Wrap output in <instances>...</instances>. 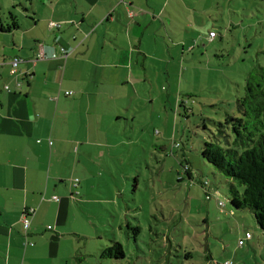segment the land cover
Returning <instances> with one entry per match:
<instances>
[{"label":"crops","instance_id":"crops-1","mask_svg":"<svg viewBox=\"0 0 264 264\" xmlns=\"http://www.w3.org/2000/svg\"><path fill=\"white\" fill-rule=\"evenodd\" d=\"M30 1L27 30L0 27V264H84L93 258V228L76 225V203L85 201L95 154L105 162L125 144L116 128L127 110L157 103L148 76L157 63L185 64L204 47L207 15L190 0ZM11 34V43L1 38ZM17 57L23 62L12 74Z\"/></svg>","mask_w":264,"mask_h":264},{"label":"rangeland","instance_id":"rangeland-1","mask_svg":"<svg viewBox=\"0 0 264 264\" xmlns=\"http://www.w3.org/2000/svg\"><path fill=\"white\" fill-rule=\"evenodd\" d=\"M16 1L0 0V27L15 17L25 31L34 21L31 1ZM190 1L207 15L204 47L185 64L157 63L148 73L157 103L138 101L127 110L116 128L125 144L105 162L95 154L85 201L76 203V225L93 228V258L84 264H264V233L249 210L232 206L231 185L202 156L206 143L228 147L220 135L228 132L226 120L243 118L238 100L248 82L263 83L264 0ZM211 31L215 43L207 40ZM16 34L21 41L24 33ZM5 37L11 43L13 34ZM114 239L125 258L102 261L101 249Z\"/></svg>","mask_w":264,"mask_h":264},{"label":"trees","instance_id":"trees-1","mask_svg":"<svg viewBox=\"0 0 264 264\" xmlns=\"http://www.w3.org/2000/svg\"><path fill=\"white\" fill-rule=\"evenodd\" d=\"M18 29L20 24L15 17L12 25L1 26L3 32ZM246 92L238 100L243 118L228 117V132L220 131L228 147L219 141L206 143L202 156L231 185L232 206L236 210H249L264 233V80L253 84L249 81ZM185 172L192 181L189 169ZM199 183L208 186V183ZM135 231L140 232V227ZM106 257L125 258L123 245L113 240L111 247L101 249V258Z\"/></svg>","mask_w":264,"mask_h":264},{"label":"built area","instance_id":"built-area-1","mask_svg":"<svg viewBox=\"0 0 264 264\" xmlns=\"http://www.w3.org/2000/svg\"><path fill=\"white\" fill-rule=\"evenodd\" d=\"M124 2V0H122ZM130 16H133V12H130ZM51 28H58L60 26V24L58 23H51ZM217 37V34L215 32H210L209 33V40L210 41H213L215 38ZM61 53H62V58L66 59L68 57V55L70 54V51L67 50V49H64L62 48L61 50ZM39 59H43V58H47V56L44 55V53H40L39 56H38ZM51 58L53 59H56L58 58V56L56 55H53ZM23 62V60L19 57L17 58H14L11 60V65L12 67L14 68L12 74H15V70L17 69V67H19V65ZM21 82L18 81V87H21ZM6 89H9V87H7ZM67 96H72L73 93L71 92H67L66 93ZM176 146H179V145H176ZM189 168L188 166H186L185 170L187 171ZM79 181H76V185L78 184ZM56 201H59V198H54ZM35 214V211L34 210H29V211H25L23 216H22V223L24 225V229H25V235L26 237L28 236V231H29V228L31 226V221H32V217L33 215ZM251 238V235L249 233L246 234V239H250ZM243 242L241 241V244ZM28 244H31L33 245V243H29L26 241L25 245H28Z\"/></svg>","mask_w":264,"mask_h":264}]
</instances>
